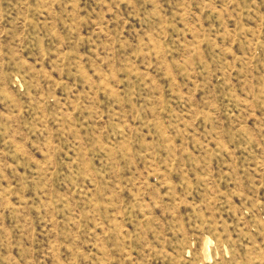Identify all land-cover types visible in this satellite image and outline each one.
Returning <instances> with one entry per match:
<instances>
[{"label": "rangeland", "instance_id": "374dc122", "mask_svg": "<svg viewBox=\"0 0 264 264\" xmlns=\"http://www.w3.org/2000/svg\"><path fill=\"white\" fill-rule=\"evenodd\" d=\"M0 264H264V0H0Z\"/></svg>", "mask_w": 264, "mask_h": 264}]
</instances>
